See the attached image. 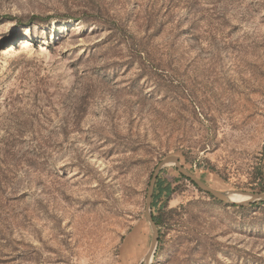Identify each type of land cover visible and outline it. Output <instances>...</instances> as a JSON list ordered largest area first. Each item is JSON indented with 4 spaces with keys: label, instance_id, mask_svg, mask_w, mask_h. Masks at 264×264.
Returning a JSON list of instances; mask_svg holds the SVG:
<instances>
[{
    "label": "rangeland",
    "instance_id": "374dc122",
    "mask_svg": "<svg viewBox=\"0 0 264 264\" xmlns=\"http://www.w3.org/2000/svg\"><path fill=\"white\" fill-rule=\"evenodd\" d=\"M169 155L264 191V0H0V264H143ZM159 176L153 264H264V203Z\"/></svg>",
    "mask_w": 264,
    "mask_h": 264
},
{
    "label": "water",
    "instance_id": "95a60500",
    "mask_svg": "<svg viewBox=\"0 0 264 264\" xmlns=\"http://www.w3.org/2000/svg\"><path fill=\"white\" fill-rule=\"evenodd\" d=\"M168 165H175L178 170L186 177L190 178L194 183L198 185V187L210 194L213 198L222 201L224 203H231V204H237L240 206H248L259 202H264V191L258 192V191H243V190H228V191H221L218 189H215L202 180H200L197 176H195L190 170L185 168L181 162L180 157L177 155H169L165 157L156 167L154 174L152 176L150 186L148 189L147 194V206H146V218L148 222L151 225L152 228V241L151 246L146 253L143 264H153V259L155 257V253L158 248L159 240H160V229L157 225L156 221L153 218V212H152V201H153V193L155 189V185L158 179V176L161 172V170ZM243 194L246 195V199H242L240 201L233 200L231 198V194Z\"/></svg>",
    "mask_w": 264,
    "mask_h": 264
},
{
    "label": "trees",
    "instance_id": "16d2710c",
    "mask_svg": "<svg viewBox=\"0 0 264 264\" xmlns=\"http://www.w3.org/2000/svg\"><path fill=\"white\" fill-rule=\"evenodd\" d=\"M182 176H184L181 173ZM263 183H264V175H263ZM175 179L172 182H165L160 179V176H158L154 193H153V201H152V207H155L158 205L159 199H161L162 196H166L167 198L173 193L174 187L173 184L175 183ZM195 185H197L195 183ZM264 190V186L262 187ZM264 203V202H261ZM237 205V204H234ZM165 206V205H164ZM163 207L159 208V213L157 214L155 211H153V218L156 221L158 226H161L163 223Z\"/></svg>",
    "mask_w": 264,
    "mask_h": 264
},
{
    "label": "bare ground",
    "instance_id": "6f19581e",
    "mask_svg": "<svg viewBox=\"0 0 264 264\" xmlns=\"http://www.w3.org/2000/svg\"><path fill=\"white\" fill-rule=\"evenodd\" d=\"M231 198H232L233 200L240 201V200H242V199H246L247 196H246V195H243V194H238V193H236V194H231Z\"/></svg>",
    "mask_w": 264,
    "mask_h": 264
}]
</instances>
